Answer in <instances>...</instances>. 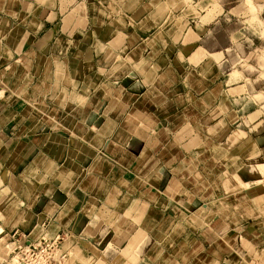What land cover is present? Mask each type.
I'll return each mask as SVG.
<instances>
[{
    "label": "crops",
    "instance_id": "0c3cea01",
    "mask_svg": "<svg viewBox=\"0 0 264 264\" xmlns=\"http://www.w3.org/2000/svg\"><path fill=\"white\" fill-rule=\"evenodd\" d=\"M232 2L0 0V235L264 264V84Z\"/></svg>",
    "mask_w": 264,
    "mask_h": 264
},
{
    "label": "rangeland",
    "instance_id": "374dc122",
    "mask_svg": "<svg viewBox=\"0 0 264 264\" xmlns=\"http://www.w3.org/2000/svg\"><path fill=\"white\" fill-rule=\"evenodd\" d=\"M232 1L237 8L235 19L238 32L235 37L252 46L249 48V55L242 58L241 64L257 79H262L264 84V0ZM216 20L213 19L212 23ZM213 30L209 31V38L217 36L213 34ZM61 242L57 235L53 238L30 240L20 234L14 235L13 231L1 234L0 264H113L100 258H86L82 252L72 250L73 244L64 245Z\"/></svg>",
    "mask_w": 264,
    "mask_h": 264
},
{
    "label": "built area",
    "instance_id": "2783aa9c",
    "mask_svg": "<svg viewBox=\"0 0 264 264\" xmlns=\"http://www.w3.org/2000/svg\"><path fill=\"white\" fill-rule=\"evenodd\" d=\"M15 235V234H14Z\"/></svg>",
    "mask_w": 264,
    "mask_h": 264
}]
</instances>
